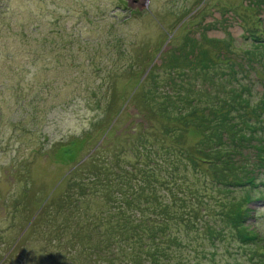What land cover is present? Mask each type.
<instances>
[{
  "label": "trees",
  "instance_id": "obj_1",
  "mask_svg": "<svg viewBox=\"0 0 264 264\" xmlns=\"http://www.w3.org/2000/svg\"><path fill=\"white\" fill-rule=\"evenodd\" d=\"M6 3L2 2L5 9ZM25 29L23 25L19 32H26ZM13 43L10 39L6 47L1 44L0 66L14 60L18 63V57L23 61L22 48L11 52ZM168 58L159 64V70L166 66L165 71L172 74L170 88L180 89L182 81L174 78L170 68H185L186 63H179L180 59L170 62ZM200 63L205 62L200 60ZM9 78L2 83L9 95L0 94V136L3 140L11 133L14 148L5 151L0 143V151L3 149L11 156L12 163L5 170L13 171L7 174L12 191L19 192L18 197L12 193L6 198L0 195L4 217L1 223L9 228L4 227L0 232L2 248H6V254L0 251V256L6 257L2 264H11L15 255L19 260L16 264H243V258L249 256H258L259 264H264V251L254 243L264 241V220H260L264 212L258 217L261 213L256 205L264 202L263 127L246 128L241 117L238 121L229 111L217 114L209 109L197 120L205 138L195 145L194 153L192 148L181 144L183 140L179 141L184 132L175 123L183 111L180 105L194 102L188 100V94H144L139 85L126 100L133 105L129 112L115 91L97 94L105 87L99 84L91 89L93 94H83L80 99L79 94H67V100L53 105L61 112L71 105L84 109L88 127L82 131L83 137L75 135L54 147L47 144L50 137L43 131L39 133L38 146H32L35 148L29 153L25 145L36 141V134L24 124L23 117L36 116L38 107L49 97L24 94L23 80ZM114 88L112 83L110 89ZM44 107L48 109V105ZM122 114L132 117L144 114L141 117L144 122H135L127 135L118 129L113 133L112 123ZM147 116L164 117H161L165 121L164 144L160 135L156 142H150L147 133L152 119ZM256 130L261 131L259 136ZM100 134L103 141L90 148L82 164L76 161L71 172L65 174L69 189L60 196L56 208L57 193L34 186L30 165L19 158L21 152L28 160L55 152L69 143L72 151L77 148L76 141ZM3 167L1 163L0 169ZM207 169L213 172L215 181ZM217 190L226 193V201L215 198L213 194ZM21 210L18 222L16 214ZM256 229L261 236L254 234ZM13 231H19L14 238L3 239L7 232ZM33 232H39L38 248L27 253L23 242Z\"/></svg>",
  "mask_w": 264,
  "mask_h": 264
},
{
  "label": "rangeland",
  "instance_id": "obj_2",
  "mask_svg": "<svg viewBox=\"0 0 264 264\" xmlns=\"http://www.w3.org/2000/svg\"><path fill=\"white\" fill-rule=\"evenodd\" d=\"M2 2H8V8L5 9ZM23 25L26 32L20 33ZM215 38H219L216 43ZM10 39L14 42L10 45L11 52L22 48L23 61L20 62L18 57L20 63L14 60L7 66H0V94L9 95L2 83L13 77L23 80L24 94L49 97L38 107L36 116L23 117L24 124L27 123L38 141L25 142L29 153L35 148L32 146L39 144V133L43 131L50 137L47 144H54V147L65 144L75 135L81 137L88 127L84 109L78 110L71 105L61 112L53 105L64 98L67 100V94H79L78 99L83 94H93L91 89L98 88L99 84L105 87L97 94H114L115 91L121 95L120 101L129 112L133 105L126 100L135 94L139 85L144 94H188V100L194 102L186 101L180 105L183 111L175 118V123L180 124L184 132L179 141L183 140L181 144L192 148L194 153L197 151L195 145L205 138L197 120L209 109L217 114L229 111L236 120L242 118L246 128H264V0H149L148 4L144 0H0V46L6 47ZM167 57L170 62L180 59L179 63H186L185 68L173 69L170 65L174 78L182 81L180 89L170 88L172 74L165 71L163 67L166 66L159 70V64L162 65ZM155 82H158L156 86L153 85ZM112 83L114 90L110 89ZM75 110L80 112L79 115L74 113ZM86 114L90 116L91 113L87 111ZM143 115L122 114L113 122V114V133L118 129L129 134L135 122H144ZM161 117H145L152 119L147 133L150 142H156L158 135L163 144L166 141L165 121ZM260 132L256 130L258 136ZM101 134L76 141L77 148L72 151V145L67 143L50 154L27 160L21 152L19 158L30 165L37 189L46 188V191L57 193L56 203L69 189L65 174L70 173L76 163L82 164L90 148L103 141ZM10 136L11 133L6 134L3 140L0 136L5 151L14 148ZM3 149L0 151V164L4 165L0 169V195L6 198L12 193L18 197L19 190L12 191L7 174L13 171L5 170L12 163L11 156ZM207 167L208 164L204 165L205 170ZM207 172L211 179L215 176L208 169ZM213 195L220 201L227 200L224 191L217 190ZM256 205H259L260 217L264 202ZM58 206L59 202L56 208ZM21 214L22 210L16 214L18 222ZM3 218L0 207V232L4 227L8 228V224L1 223ZM260 220H264V216ZM254 221L259 223V220ZM19 231L7 232L3 239L14 238ZM254 231L261 236L259 229ZM33 233L23 242L27 253L38 248L39 235L36 234L39 232ZM254 243L264 251V241ZM0 251L6 254L2 240ZM4 258L0 256V264ZM198 258L205 259L203 256ZM17 261L15 255L11 264ZM242 263L259 264V258L249 256L243 258Z\"/></svg>",
  "mask_w": 264,
  "mask_h": 264
},
{
  "label": "water",
  "instance_id": "obj_3",
  "mask_svg": "<svg viewBox=\"0 0 264 264\" xmlns=\"http://www.w3.org/2000/svg\"><path fill=\"white\" fill-rule=\"evenodd\" d=\"M144 1H146V4H148V2H149V0H144ZM143 5H145V4H143Z\"/></svg>",
  "mask_w": 264,
  "mask_h": 264
}]
</instances>
